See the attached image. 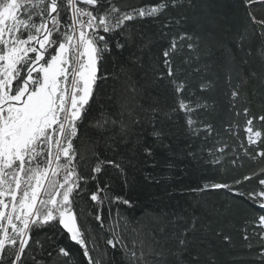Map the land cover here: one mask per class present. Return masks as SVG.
<instances>
[{
	"label": "snow or ice",
	"instance_id": "6c2138e0",
	"mask_svg": "<svg viewBox=\"0 0 264 264\" xmlns=\"http://www.w3.org/2000/svg\"><path fill=\"white\" fill-rule=\"evenodd\" d=\"M243 3L258 26V69L234 64L212 20L203 35L172 31L185 17L169 12L191 9L194 0H0V264H79L61 240L77 246L86 264H202L192 251L202 230L231 244L195 212H162L149 222L126 215L133 201L103 179L111 169L127 187L130 174L154 166L159 151H175L177 124L195 163L255 165L191 192L224 191L264 210V111L251 107L253 97L264 101V19L254 9L264 11V0ZM182 49L195 54L182 61L187 67L174 62ZM213 67L224 73L223 95L236 117L222 130L207 119L216 105L209 94L220 82L206 75ZM108 81L111 92L102 94ZM162 86L171 98L163 105ZM254 180L258 187L242 190ZM242 232L249 249L258 237L264 264V211Z\"/></svg>",
	"mask_w": 264,
	"mask_h": 264
},
{
	"label": "trees",
	"instance_id": "16d2710c",
	"mask_svg": "<svg viewBox=\"0 0 264 264\" xmlns=\"http://www.w3.org/2000/svg\"><path fill=\"white\" fill-rule=\"evenodd\" d=\"M129 4L142 6L155 3L156 0H127ZM195 7L185 8L181 12L172 11L168 16L176 17L182 14L185 19L172 31L183 30L195 31L203 35L208 30V21L214 22L213 32L215 39L220 45L226 46L234 52V64L237 67L247 69H258L260 66L259 57L256 50L261 43L257 35L258 26L250 19L248 9L243 0H194ZM257 18L264 19V11L254 6ZM166 17H161V21L154 22L153 30L159 31L161 23ZM171 34V33H170ZM243 42L244 50L241 51L239 44ZM166 44L167 40L159 42ZM159 44L154 45V53ZM251 49L252 55L245 53ZM222 49L213 46V56H219ZM158 54V53H157ZM125 56L127 53L124 54ZM189 55L186 49H182L174 58L176 66L182 65V61ZM247 60L245 65L243 62ZM109 70H116L114 63L105 66ZM208 76H220L217 88L209 94V101L216 102L215 111L207 116L218 129L234 121L236 117L229 111L227 98L223 95L224 73L213 67L206 74ZM195 79V77L193 78ZM113 82L108 81L101 85V92L110 93ZM170 94L165 87L160 88L159 102L163 105L170 103ZM251 107L253 111L259 113L264 111L260 97H253ZM177 137L173 140L174 152L165 153L159 151L156 155L154 166L149 161L142 164L139 171L130 174L128 186L125 187L122 180L113 176V171L109 169L108 175L103 177L105 181H110L115 193L131 199L133 207L128 208L125 214L135 217L144 222H149L154 215L162 212L177 213L184 216H191L193 212L199 217L201 224H210L211 228H221L223 232L231 236V244L225 243L217 238L211 231L205 233L203 230L197 234L192 251L198 252L202 264H260L257 255L258 237L253 238L252 248L249 249L248 242L243 240L242 228L245 222L253 217H258L262 211L258 207L243 198H237L224 191H210L207 193L191 192L190 189L197 188L206 182L230 181L234 177L248 172L255 165L251 161H245L244 168L233 169L231 165H226L224 169L197 164L186 155V148L182 136V127L177 124L174 128ZM171 165V166H170ZM145 177H152L149 181ZM95 182H90L89 187ZM258 187L256 181L246 183L242 190L248 191ZM107 216V209H105ZM69 247L72 254L79 261V264H86L77 246L70 244L67 240L60 241ZM111 251V250H109Z\"/></svg>",
	"mask_w": 264,
	"mask_h": 264
}]
</instances>
